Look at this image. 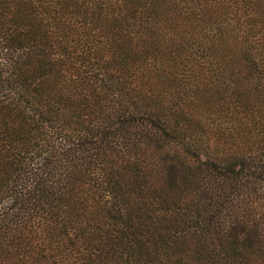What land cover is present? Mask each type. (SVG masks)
Returning a JSON list of instances; mask_svg holds the SVG:
<instances>
[{"label": "trees", "instance_id": "1", "mask_svg": "<svg viewBox=\"0 0 264 264\" xmlns=\"http://www.w3.org/2000/svg\"><path fill=\"white\" fill-rule=\"evenodd\" d=\"M0 264H264V0H0Z\"/></svg>", "mask_w": 264, "mask_h": 264}]
</instances>
